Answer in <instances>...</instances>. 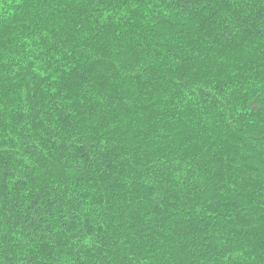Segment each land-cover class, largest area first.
<instances>
[{"label": "trees", "instance_id": "obj_1", "mask_svg": "<svg viewBox=\"0 0 264 264\" xmlns=\"http://www.w3.org/2000/svg\"><path fill=\"white\" fill-rule=\"evenodd\" d=\"M0 264H264V0H0Z\"/></svg>", "mask_w": 264, "mask_h": 264}]
</instances>
